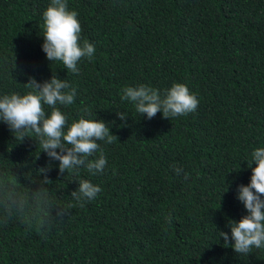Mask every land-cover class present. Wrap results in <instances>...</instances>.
Returning a JSON list of instances; mask_svg holds the SVG:
<instances>
[{
    "label": "trees",
    "instance_id": "16d2710c",
    "mask_svg": "<svg viewBox=\"0 0 264 264\" xmlns=\"http://www.w3.org/2000/svg\"><path fill=\"white\" fill-rule=\"evenodd\" d=\"M66 2L96 49L78 74L41 50L51 0H0V96L55 75L76 89L59 106L68 126L102 120L118 139L98 142L101 173L60 174L33 133L20 141L0 122V264H264V247L238 255L218 233L247 214L237 188L264 148V0ZM174 83L195 94L194 113L148 120L121 100L124 87ZM80 180L102 189L83 207Z\"/></svg>",
    "mask_w": 264,
    "mask_h": 264
},
{
    "label": "clouds",
    "instance_id": "9594fccd",
    "mask_svg": "<svg viewBox=\"0 0 264 264\" xmlns=\"http://www.w3.org/2000/svg\"><path fill=\"white\" fill-rule=\"evenodd\" d=\"M77 17V12L68 10L66 0H51L43 14L45 32L41 45L49 62L60 61L66 70L74 74L80 71L78 63L84 58L91 61L96 51L95 45L87 40L81 44L82 29ZM24 86L31 91L24 95L13 93L0 96V122L6 124L20 141L33 133L42 152L50 160L59 162L60 174L66 171L78 174L81 166L93 175L101 173L107 166V159L98 142L112 144L118 139L110 134L108 124L102 120L81 118L68 126V118L59 106L73 104L76 89L65 79L52 75L50 80L37 83L29 77ZM121 100L134 104L136 112L148 120L160 113L162 118L170 121L171 118L194 113L199 106L195 94L182 83H174L163 95L158 89L145 85L124 87ZM45 105L51 109L49 114L45 112ZM116 116L122 122L128 117L125 112H116ZM120 126L126 125L122 123ZM97 152L98 158L89 159ZM251 158L252 163L248 167L251 168L253 163L256 167L251 168L250 182L246 186H238L236 197L247 214L238 222L228 221L230 236L218 232L225 247H231L238 255H248L253 248L264 247V148L255 149ZM174 171L179 174L182 169L174 168ZM184 178H188L187 174ZM101 191L99 186L80 180L71 197L83 207L86 201L94 200ZM72 207L74 205L69 204L58 215L63 217Z\"/></svg>",
    "mask_w": 264,
    "mask_h": 264
}]
</instances>
